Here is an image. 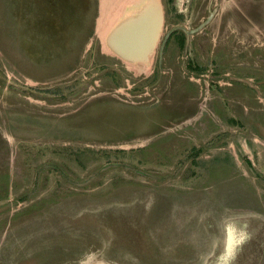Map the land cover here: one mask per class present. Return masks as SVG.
Instances as JSON below:
<instances>
[{
    "label": "rangeland",
    "instance_id": "1",
    "mask_svg": "<svg viewBox=\"0 0 264 264\" xmlns=\"http://www.w3.org/2000/svg\"><path fill=\"white\" fill-rule=\"evenodd\" d=\"M100 1L0 0V264H264V0Z\"/></svg>",
    "mask_w": 264,
    "mask_h": 264
},
{
    "label": "bare ground",
    "instance_id": "2",
    "mask_svg": "<svg viewBox=\"0 0 264 264\" xmlns=\"http://www.w3.org/2000/svg\"><path fill=\"white\" fill-rule=\"evenodd\" d=\"M133 1L134 0H101L100 8H99L100 13L98 16L95 30L99 38H101L105 50H109L116 54H119L121 52L118 50L117 47H120L122 50L125 51L127 50L126 49L127 46L130 48L131 46H134L132 44L134 43L135 45H137V48H135L133 54H137L138 55L137 57L142 58L143 56H146L145 52L149 51V48L147 49V46L149 44V39L155 33V28H156L155 26L158 23V12L155 8L154 3L153 4L150 2L148 3L145 0H139L136 3ZM130 2L132 5H129ZM127 5L134 10H136L138 7L141 6L142 9L143 8L144 9L138 10L141 11L140 15L137 14L138 18L134 19L132 17L130 18L129 16V18L131 20L134 19V21L129 23L128 22H121L120 24L116 23L115 18L119 16L121 11L126 14L125 11L127 10L128 7ZM130 7L128 9H130ZM130 15H132V13ZM114 22L116 23L115 25ZM122 40H123L122 45H120L119 43H121ZM111 41L113 42V44L110 43Z\"/></svg>",
    "mask_w": 264,
    "mask_h": 264
},
{
    "label": "water",
    "instance_id": "3",
    "mask_svg": "<svg viewBox=\"0 0 264 264\" xmlns=\"http://www.w3.org/2000/svg\"><path fill=\"white\" fill-rule=\"evenodd\" d=\"M112 35V34H111ZM122 42H123V40L121 41V43H120V45H122ZM110 43H112L113 44V42H110ZM118 45V44H117ZM125 47V46H124ZM118 48V50L120 51V52H123L124 50H122L120 47H117ZM123 55H126V53H123ZM136 55V54H135ZM129 56H131V55H129ZM132 58H134V57H132ZM135 58H138V57H135Z\"/></svg>",
    "mask_w": 264,
    "mask_h": 264
},
{
    "label": "trees",
    "instance_id": "4",
    "mask_svg": "<svg viewBox=\"0 0 264 264\" xmlns=\"http://www.w3.org/2000/svg\"><path fill=\"white\" fill-rule=\"evenodd\" d=\"M168 1L173 2L174 0H168Z\"/></svg>",
    "mask_w": 264,
    "mask_h": 264
},
{
    "label": "flooded vegetation",
    "instance_id": "5",
    "mask_svg": "<svg viewBox=\"0 0 264 264\" xmlns=\"http://www.w3.org/2000/svg\"><path fill=\"white\" fill-rule=\"evenodd\" d=\"M168 1V0H167ZM168 2H170V1H168Z\"/></svg>",
    "mask_w": 264,
    "mask_h": 264
}]
</instances>
